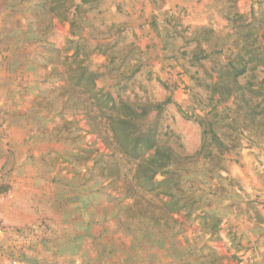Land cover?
<instances>
[{"label":"rangeland","instance_id":"obj_1","mask_svg":"<svg viewBox=\"0 0 264 264\" xmlns=\"http://www.w3.org/2000/svg\"><path fill=\"white\" fill-rule=\"evenodd\" d=\"M0 264H264V0H0Z\"/></svg>","mask_w":264,"mask_h":264}]
</instances>
